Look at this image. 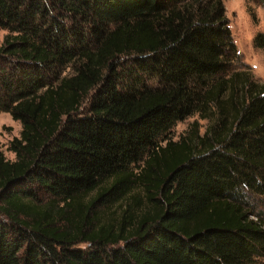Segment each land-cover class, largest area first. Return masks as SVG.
<instances>
[{
  "label": "trees",
  "instance_id": "16d2710c",
  "mask_svg": "<svg viewBox=\"0 0 264 264\" xmlns=\"http://www.w3.org/2000/svg\"><path fill=\"white\" fill-rule=\"evenodd\" d=\"M0 28V264H264V84L221 0H0Z\"/></svg>",
  "mask_w": 264,
  "mask_h": 264
},
{
  "label": "rangeland",
  "instance_id": "374dc122",
  "mask_svg": "<svg viewBox=\"0 0 264 264\" xmlns=\"http://www.w3.org/2000/svg\"><path fill=\"white\" fill-rule=\"evenodd\" d=\"M221 1L236 48V54L239 57L233 63V67L250 73L256 83L264 84V6L256 0ZM7 33V30L0 28V44ZM261 42L262 45L259 46ZM194 121H197L198 132L202 135L208 121L194 113L176 122L168 132L171 140L178 141L181 136L187 134ZM20 130L21 123L18 120H14L7 112L0 113V148L7 159H14V153L8 150V143L14 136H19ZM105 184H108V182ZM97 192V189L92 191L88 195V199L94 197ZM136 193L139 195L142 193L137 186L133 187L125 198L102 210L104 212L101 215V221L117 225L123 210L131 204V197ZM261 209L264 210V205H261ZM138 210L136 209V211ZM79 246L87 247L88 244L80 243Z\"/></svg>",
  "mask_w": 264,
  "mask_h": 264
}]
</instances>
